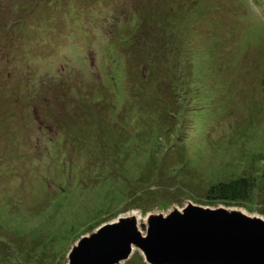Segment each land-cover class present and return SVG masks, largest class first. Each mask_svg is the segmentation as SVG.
I'll list each match as a JSON object with an SVG mask.
<instances>
[{
	"label": "rangeland",
	"instance_id": "obj_1",
	"mask_svg": "<svg viewBox=\"0 0 264 264\" xmlns=\"http://www.w3.org/2000/svg\"><path fill=\"white\" fill-rule=\"evenodd\" d=\"M0 14L24 19L0 28V264H66L104 222L138 213L143 235L189 203L264 219V0ZM118 264L148 263L134 246Z\"/></svg>",
	"mask_w": 264,
	"mask_h": 264
},
{
	"label": "water",
	"instance_id": "obj_2",
	"mask_svg": "<svg viewBox=\"0 0 264 264\" xmlns=\"http://www.w3.org/2000/svg\"><path fill=\"white\" fill-rule=\"evenodd\" d=\"M135 246L148 264H264V220L236 210L186 204L150 216L145 233L120 217L81 236L66 264H115Z\"/></svg>",
	"mask_w": 264,
	"mask_h": 264
},
{
	"label": "trees",
	"instance_id": "obj_3",
	"mask_svg": "<svg viewBox=\"0 0 264 264\" xmlns=\"http://www.w3.org/2000/svg\"><path fill=\"white\" fill-rule=\"evenodd\" d=\"M34 1H40V2H44L45 0H34ZM46 2H48V0H46ZM46 5H48V4H46ZM1 15V14H0ZM1 17V16H0ZM24 19H21V18H18V17H16L10 24L6 21V20H4L3 18H1L0 19V28L2 27H7L8 28V30L9 29H11V33H12V35H13V39L15 38V34L12 32L13 31V29L12 28H15L18 24H23V21ZM13 41V40H12ZM9 55V52L8 51H1V48H0V58H2L3 57V59H4V61L5 62H7V61H9L8 59L9 58H6L7 56Z\"/></svg>",
	"mask_w": 264,
	"mask_h": 264
},
{
	"label": "bare ground",
	"instance_id": "obj_4",
	"mask_svg": "<svg viewBox=\"0 0 264 264\" xmlns=\"http://www.w3.org/2000/svg\"><path fill=\"white\" fill-rule=\"evenodd\" d=\"M190 204H191V203H190ZM220 208H222V207H220ZM224 209H227V208H224ZM177 210H180V209L177 208ZM227 210H236V211H238L239 213H242V214H244V215H247V216H250V217H257V218L263 219L262 217H259V216L248 215V214H246L244 211L239 210V209H227ZM167 214H169V212H168ZM160 215L164 216V215L162 214V212L149 214V215H147V217H146V219H145L144 221H145V223H146L147 219H148L150 216H153V217H157V216H158V217H159ZM138 216H139V217H138ZM129 218H132L133 220H135V221H137V222H138V220L140 221V220L142 219L141 216H140L138 213H131V214L129 215ZM263 220H264V219H263ZM140 232H141V231H140ZM133 249H134V246L131 245V248H130L131 253H132ZM131 253H130V254H131ZM118 263H119V261H118ZM118 263H115V264H118Z\"/></svg>",
	"mask_w": 264,
	"mask_h": 264
}]
</instances>
